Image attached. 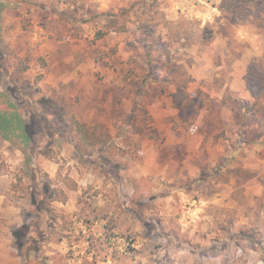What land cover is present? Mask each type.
I'll list each match as a JSON object with an SVG mask.
<instances>
[{"label": "clouds", "instance_id": "clouds-1", "mask_svg": "<svg viewBox=\"0 0 264 264\" xmlns=\"http://www.w3.org/2000/svg\"><path fill=\"white\" fill-rule=\"evenodd\" d=\"M131 3L86 0L85 8L97 14L99 27L117 18L99 14L128 10ZM206 7L204 0H141L123 22L129 29L146 23L173 51L192 55L180 45L191 43V10ZM17 53L26 55L22 46ZM21 62L0 59V106L11 104L14 115L27 122L36 83H26L28 77L17 70ZM56 84L48 118L30 143L17 134L15 121L0 130V264H69L68 247L57 241L77 237L75 230L65 231L73 214L96 220L80 237L71 264H264V159L253 165L248 180L236 176L227 161L221 169L205 158L195 142L182 164L165 160L163 145L133 136L106 114L82 110L62 91L67 81L58 78ZM155 118L160 123L163 114ZM195 134L193 125L185 136ZM202 170L209 172L207 180ZM46 182L55 189L50 200L41 194ZM41 199L50 212L35 211ZM23 224L30 230L21 239ZM105 224L114 239L105 238ZM129 238L135 241L131 253L125 251Z\"/></svg>", "mask_w": 264, "mask_h": 264}, {"label": "rangeland", "instance_id": "rangeland-1", "mask_svg": "<svg viewBox=\"0 0 264 264\" xmlns=\"http://www.w3.org/2000/svg\"><path fill=\"white\" fill-rule=\"evenodd\" d=\"M85 3L0 0V59H19L17 70L28 77L26 83H36L35 106L27 122L22 119L26 134L22 139L30 143L44 127L53 98L50 92L54 84L60 87L56 81L61 78L67 81L62 91L76 106L106 114L133 136L163 145V159L182 164L195 142L196 150L202 149L205 158L221 169L227 161L234 165L231 171L236 176L250 179L255 174L253 165L264 159V0H204L205 10L192 9L191 43L180 45L191 48L192 55L173 51L146 23L128 28L124 17L141 0H132L128 10L99 14L117 17L99 27L97 14ZM203 30L211 33L209 40H203ZM21 46L24 57H18ZM178 89L191 100L188 105L178 107L173 100ZM156 114H163L160 123ZM184 115H192L189 128L196 125L194 138L185 136ZM200 174L204 180L209 178L207 170ZM41 194L50 200L55 189L46 182ZM36 199L31 197L33 205ZM35 211L46 214L51 208L41 199ZM73 216L65 231L75 230L77 237L65 235L57 241L68 247L69 264L77 256L80 237L96 220ZM76 224L82 227L76 229ZM143 226L150 229L148 223ZM21 227L22 239L30 229L28 224ZM103 228L106 239L115 238L108 224ZM125 243L126 252L135 251L134 240ZM19 247L23 249V243Z\"/></svg>", "mask_w": 264, "mask_h": 264}, {"label": "trees", "instance_id": "trees-1", "mask_svg": "<svg viewBox=\"0 0 264 264\" xmlns=\"http://www.w3.org/2000/svg\"><path fill=\"white\" fill-rule=\"evenodd\" d=\"M204 36L203 40H209L211 37V33L208 30H203ZM97 37L100 38V34H97ZM181 95V96H180ZM173 100L177 104L178 107H180L181 104H187L191 102V100H188L186 96L183 94V91L181 89L177 90V94L173 95ZM12 105H9V108H0V130H3L5 127L9 125V123L15 121L17 124V134L22 138V136L25 138V126L23 120L19 117V115H14L12 109ZM192 115H184L183 117V124L182 127L184 129H188L191 124L192 120Z\"/></svg>", "mask_w": 264, "mask_h": 264}]
</instances>
